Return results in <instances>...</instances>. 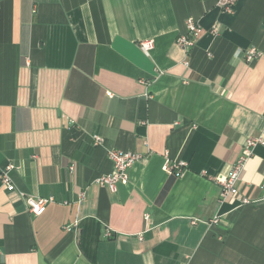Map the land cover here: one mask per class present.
<instances>
[{
    "label": "crops",
    "instance_id": "1",
    "mask_svg": "<svg viewBox=\"0 0 264 264\" xmlns=\"http://www.w3.org/2000/svg\"><path fill=\"white\" fill-rule=\"evenodd\" d=\"M250 137L264 140V0L232 14L215 0H0V170L16 167L15 190L0 184V264H264V145L237 197L217 183ZM111 149L142 155L116 191L96 182ZM20 193L53 201L33 216Z\"/></svg>",
    "mask_w": 264,
    "mask_h": 264
},
{
    "label": "built area",
    "instance_id": "2",
    "mask_svg": "<svg viewBox=\"0 0 264 264\" xmlns=\"http://www.w3.org/2000/svg\"><path fill=\"white\" fill-rule=\"evenodd\" d=\"M237 0H215L217 8L227 14L233 13V7ZM186 34H183L178 37L176 44L183 49L184 51L189 50L194 45L196 37H198L200 28L197 22L188 18L186 20ZM217 28H212V33H216ZM140 48L143 52L147 53L153 48V41H143L140 44ZM259 52L256 49L252 48L247 53H245V61L252 62L259 56ZM94 144L98 145L102 142V139L98 136H93ZM256 145H264V140L262 137H250L246 140L245 145L242 150L241 156L238 158L236 163L232 166L230 173L217 180V183L221 187L220 200L222 202L227 201L230 198L238 196V191L236 188V183L238 180V174L247 160V158L252 153V148ZM107 158L112 164L113 172L109 175L99 177L96 182L102 186L107 187L110 191H116L117 185H126L128 183V170L133 166L135 162L142 160V155L134 151H120L116 149H111L107 151ZM164 165L163 170L168 173L170 176L179 177L182 175L185 170L186 163L183 161H172L168 158L167 153L164 154ZM16 167L8 163L3 169L0 170V184L6 188L7 191L12 192L15 190V187L10 178V172L15 170ZM73 166H69V171L72 172ZM20 197L25 202L28 211L33 216L41 215L46 208V205L53 201L52 198H39L27 196L23 193L19 194ZM240 204H249L255 203L257 201H251L244 197H240ZM217 219L213 220V223H216ZM104 237H111V233L106 231Z\"/></svg>",
    "mask_w": 264,
    "mask_h": 264
},
{
    "label": "trees",
    "instance_id": "3",
    "mask_svg": "<svg viewBox=\"0 0 264 264\" xmlns=\"http://www.w3.org/2000/svg\"><path fill=\"white\" fill-rule=\"evenodd\" d=\"M172 178H175V177H173V176H171Z\"/></svg>",
    "mask_w": 264,
    "mask_h": 264
}]
</instances>
